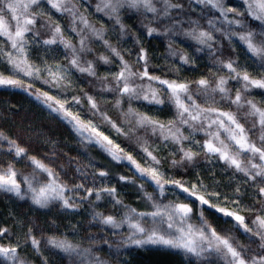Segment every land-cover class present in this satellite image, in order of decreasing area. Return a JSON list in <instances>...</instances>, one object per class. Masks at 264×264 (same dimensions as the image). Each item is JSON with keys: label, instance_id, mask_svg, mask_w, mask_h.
Returning <instances> with one entry per match:
<instances>
[{"label": "snow or ice", "instance_id": "6c2138e0", "mask_svg": "<svg viewBox=\"0 0 264 264\" xmlns=\"http://www.w3.org/2000/svg\"><path fill=\"white\" fill-rule=\"evenodd\" d=\"M139 254L264 264V0H0V264Z\"/></svg>", "mask_w": 264, "mask_h": 264}, {"label": "trees", "instance_id": "16d2710c", "mask_svg": "<svg viewBox=\"0 0 264 264\" xmlns=\"http://www.w3.org/2000/svg\"><path fill=\"white\" fill-rule=\"evenodd\" d=\"M13 102H18L27 106V102L22 100L20 96L12 97ZM136 261H142L143 264H175V258L165 255H144L139 254L135 257Z\"/></svg>", "mask_w": 264, "mask_h": 264}]
</instances>
